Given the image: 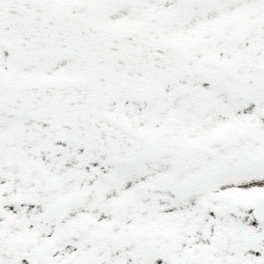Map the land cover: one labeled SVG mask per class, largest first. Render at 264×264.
<instances>
[{
	"label": "snow or ice",
	"instance_id": "snow-or-ice-1",
	"mask_svg": "<svg viewBox=\"0 0 264 264\" xmlns=\"http://www.w3.org/2000/svg\"><path fill=\"white\" fill-rule=\"evenodd\" d=\"M0 264H264V0H0Z\"/></svg>",
	"mask_w": 264,
	"mask_h": 264
}]
</instances>
